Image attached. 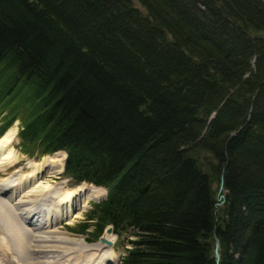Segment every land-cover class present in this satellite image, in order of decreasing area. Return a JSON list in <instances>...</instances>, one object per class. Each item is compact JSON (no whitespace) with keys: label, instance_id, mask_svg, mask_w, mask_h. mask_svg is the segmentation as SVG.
Segmentation results:
<instances>
[{"label":"trees","instance_id":"16d2710c","mask_svg":"<svg viewBox=\"0 0 264 264\" xmlns=\"http://www.w3.org/2000/svg\"><path fill=\"white\" fill-rule=\"evenodd\" d=\"M134 1L0 0V136L107 190L71 231L120 264H264V2Z\"/></svg>","mask_w":264,"mask_h":264},{"label":"bare ground","instance_id":"6f19581e","mask_svg":"<svg viewBox=\"0 0 264 264\" xmlns=\"http://www.w3.org/2000/svg\"><path fill=\"white\" fill-rule=\"evenodd\" d=\"M15 140L16 129L14 130L13 127L9 128L0 137V169L2 166H13L17 163L18 157L13 147H11ZM64 156L63 153L45 156L42 158V162L31 165L28 172L20 175L21 172L14 169L15 171L8 178L0 179V218L7 225L9 233L12 235L11 237L8 234L7 237L13 252L15 254L17 252L16 255L19 256L23 264H28V262H25L27 254L30 258H34L35 255L43 256V254L47 256V259L43 260L42 263L32 259L29 261L30 264H118V256L113 248L114 237L105 236L107 240L113 243L111 247H107L100 242L87 245L82 241L69 240L65 236L57 238L53 235L51 237L56 226L61 222H66V224L72 222V219L76 218V211L83 209L92 199L91 196L95 198L96 191L102 189L88 184H81L76 188L69 189L65 186L60 188V185L39 182V175L46 170L52 172L54 171L53 168H57L58 171H55V173L61 172ZM58 157L61 159H58ZM18 173L19 175L16 176ZM21 195L34 196V199L28 201V205L27 202L20 200ZM19 202L26 203L28 207L19 210L22 212L21 214L17 212L19 216L27 214L19 220L20 223L17 226V220L11 218L8 208L10 210L16 209L15 205L17 209L22 208V205H20L22 203ZM8 203L12 204L13 208ZM34 219L35 221H33ZM45 224L48 225L50 231L43 233H50L51 236L46 235L48 236L46 238L41 236L43 234H35L34 236V230L44 228ZM32 250H34L35 255ZM31 252L33 255L30 254Z\"/></svg>","mask_w":264,"mask_h":264},{"label":"rangeland","instance_id":"374dc122","mask_svg":"<svg viewBox=\"0 0 264 264\" xmlns=\"http://www.w3.org/2000/svg\"><path fill=\"white\" fill-rule=\"evenodd\" d=\"M132 3L141 12H144V10L141 8V6L136 1L132 0ZM18 127H19V124L15 123L13 125V129L14 130L16 128H18ZM11 147H13V150L16 153V156L18 157L16 162L18 163L20 161L18 164L16 163L17 165L14 164V165H16L15 167L19 168V169H15V170L20 171L21 172L20 175L28 172L29 171V167L31 165H33L34 163L42 162V159L40 157L36 156V155H33L31 157V156H27L24 153H22V151L19 148V140L17 138H16L14 144ZM58 159H61V158L58 157ZM13 166H11V165L2 166L1 169H0V179L8 178L10 176V174L13 173V171H15L12 168H10V167H13ZM7 168H10V169H7ZM56 169L57 168H53L54 171H52V172L48 171V170L44 171L41 175H39V179H40L39 182H43V183L46 182V184H52V185H60V188H62L63 186H65L66 188H69V189L72 188L71 182L69 181L68 178H66V176H64L62 169H61L60 173H55V171H58ZM11 170H13V171L11 172ZM18 175H19V173L16 174V176H18ZM74 188H76V187H74ZM214 189H216V186L214 187ZM91 197H92V199L87 203V205L83 209H81L80 211L79 210L76 211V218L72 219V222H70L68 224H66V222H61L58 226H56V228L54 230V234H52V236L49 235L50 233H48V234L47 233L46 234L43 233L45 231H50V228H48L47 224H45L44 228H41L39 230H34V236H35V234L36 235L43 234V235H41V236H44L43 238L48 237L46 235H49V237L50 236L53 237V235H54V237H57V238L65 236V237H68L69 240H78V241H82L83 243H85L87 245H92V243L97 241V240L93 241L92 243H91V241L88 242L87 239H86V236L71 231V229L74 228L75 225H77L80 222L84 221V219L86 217V214L92 208L94 203H96L98 201H101L102 199L105 198V191L103 189H98L96 191L95 198H93V196H91ZM19 198H20L21 201H25L29 205V202L32 199H34V196L26 197V195H21ZM216 198H217V201H218V206H220L223 203V191L221 190L220 187H218V189L216 190ZM19 203H22V202H19ZM13 204H14V202H13ZM8 205L12 206V204H10V203H8ZM20 205H22V208H18V209H17V206L15 205L17 210L14 209L13 206H12V208L15 211V213H14L13 209L10 210L8 208V212L11 213V218L13 220L14 219L17 220V226L20 223L19 220H21V218L24 215H27V214H23V215H20V216L18 215L19 213L20 214L22 213V212H20L21 209H25L26 207H28V205L26 203H22ZM17 212H18V214H17ZM33 221H35V219ZM0 224H1L0 225V264H23V262L19 258V256L16 255L17 252H16V254H15V252H13V248L11 246L9 238L7 237V236H9L8 234H10L9 233L10 231H9L7 225L4 224V222L1 220V218H0ZM1 228H3V229H1ZM4 228L6 229V232H8V233L5 232ZM90 230H92V228ZM11 237H12V235H11ZM127 238H129V234L123 235L120 239L114 238L115 239V244H114L113 248H114V251L116 252V255L119 256V257L123 256V254H124V248L126 247ZM32 252L35 255L34 250H32ZM32 252L30 253L31 255H33ZM43 256L42 255H40V256L35 255L34 258H30L29 254H27L26 258L28 260L26 259L25 262H28V264H30L29 261L33 259L34 261L37 260V261L42 263V262H44L47 259L46 255L43 254ZM22 258H23V256H22Z\"/></svg>","mask_w":264,"mask_h":264},{"label":"water","instance_id":"95a60500","mask_svg":"<svg viewBox=\"0 0 264 264\" xmlns=\"http://www.w3.org/2000/svg\"><path fill=\"white\" fill-rule=\"evenodd\" d=\"M262 1L264 2V0H262ZM105 236L114 237L112 235V226L109 225V226L105 227L102 235L99 238L100 243H103L107 247H110L113 243L110 240H107L105 238ZM213 251H214V255H213L214 262H215V264H218L219 263V259H220V254H219V240L217 238L214 239V250Z\"/></svg>","mask_w":264,"mask_h":264}]
</instances>
